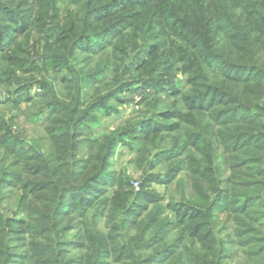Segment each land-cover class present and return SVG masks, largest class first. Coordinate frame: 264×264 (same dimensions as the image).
Wrapping results in <instances>:
<instances>
[{
    "label": "rangeland",
    "instance_id": "374dc122",
    "mask_svg": "<svg viewBox=\"0 0 264 264\" xmlns=\"http://www.w3.org/2000/svg\"><path fill=\"white\" fill-rule=\"evenodd\" d=\"M94 1L0 0V262L9 260L10 264H26L21 256L9 257L10 254L21 252L16 247V238L21 235L14 233V229L45 226L47 218L38 212L43 210L44 204L49 203L51 195L41 191L42 187L54 188L60 182L59 179L69 178L67 162L70 158H77L72 163L74 167L76 161L86 158L82 155L79 141L91 137L100 141L109 139L96 160L98 164L92 165L87 171V166L83 171L74 168L72 175L76 183L81 184V189L88 185L91 191L97 193L99 188L102 193L96 201L98 205L103 204L99 207V213L97 208L91 212L85 210L75 218L68 219L65 223L69 233L65 236L66 241L76 240L79 234L91 248L93 241H101L100 248L109 253L99 257L100 264H166L170 253L183 251L185 246L184 259L177 264H243L245 256L240 247L236 246L233 255L227 257V222L223 221V217L219 218L222 209L220 204L224 202L216 200L217 193L204 186L201 180L203 176L194 178L201 192V196L195 199L208 200L197 202L190 197L191 192L195 194V191L189 178V166L193 163V167L217 181L237 174L239 183L249 182L253 189L259 188L257 184H263L264 0H254L255 5L246 9L245 14L250 18L248 21H237L239 11L233 10L232 19L237 22L234 26L209 20L208 15L203 16L201 13L199 16L203 21L194 31L186 23L181 25V33L187 40H202L194 32L210 29L206 48L215 49L218 53L224 51V55L230 57L234 52H242L241 58L244 59L228 63L232 67L212 64L211 69L225 76L227 74L226 77L212 75L207 65L197 55H193L192 45L178 37L179 32L169 40L163 39L170 32L166 28L170 24L169 17L164 14L160 15L159 25L144 27L137 41L133 38L124 40L125 47L118 51L108 47L107 43L115 44L119 35L110 37L111 34L104 36L93 32L94 28L90 27L95 23L93 18L100 15L96 13L100 9H96ZM216 1L206 0V3L211 2L209 6H205L203 0H199L197 5L190 4L192 17L196 16L195 9L199 4L212 13L214 3L224 4L223 0ZM232 1L238 6L250 2ZM171 10L176 11L173 8ZM138 12L139 16L144 14L143 9ZM83 20H87L89 26H85ZM28 21L30 30L26 34L16 33V29ZM126 21L133 24L128 19ZM128 30L134 31L133 27ZM146 31L150 38L144 42ZM231 35L239 37V42L233 44ZM245 37H250V42L247 43ZM150 44L151 50L152 46L158 49L160 58L151 55ZM243 50L260 52L262 56H251L249 61ZM189 53H192L197 67L204 69V78L210 76L225 86L228 91L226 103H219L220 97L217 96L218 102L208 104L205 113L185 111L183 95L200 90L198 81L205 83L199 75H191L184 70ZM168 58L173 59V62ZM156 61L159 71L154 68ZM149 77L166 82L165 93H152L144 99V89L133 83ZM126 84H132L128 93L121 91ZM178 89L180 94H170ZM148 90H151V86ZM203 101L207 104L210 99L204 97ZM95 106L96 112L91 116L94 121H88L91 109ZM213 106L217 108L215 114L222 124H215L214 135L208 137L205 127L212 119L207 112L213 111ZM54 108L58 115H54ZM65 108L71 112L79 108V113L76 117L68 118L67 115H61ZM169 111L184 113L187 116L185 120L195 121L194 128L188 127L187 122L182 128L198 135L193 138L198 148L191 147L181 159L173 157L177 152L176 143L181 146L184 140V132L179 130L171 134L157 133L146 148V155H138L139 145L135 143L134 136L141 122L152 120L160 125L178 123L179 119L161 117L162 112ZM220 134L226 135L229 143L235 146L233 153L236 158L241 146L253 144L256 151L253 150L251 161L237 159L232 167L230 157L225 172L222 164L225 150L218 140ZM106 150L109 163L102 166L105 170L101 171L100 164ZM186 156L189 159L185 160L181 173H176L173 178L169 176L170 170L173 168L174 171ZM254 166H259L261 170L255 172ZM80 167L83 168V165ZM99 175L100 185L93 181ZM29 180L35 181L29 185L26 183ZM225 188V185H220L221 190ZM143 191L156 201L149 202L147 195L146 199L135 197ZM134 198L137 199L136 204L132 203ZM209 203L217 218L202 215L193 221L207 222L201 234L211 231L209 237L189 239L186 237L189 228H177L178 225H175L173 231L157 243L158 247L165 245L159 252L163 256L167 255V258L156 263L144 262L145 256L153 253L145 241L150 240L160 226V222H153L176 221L174 213L168 209L169 205L181 207L186 204L205 210ZM139 211L142 213L137 217ZM84 214L85 218L81 219ZM140 220L142 222L136 228ZM75 222L85 224L77 230L73 227ZM91 224L93 229L90 228ZM233 228L231 224L230 231ZM28 232L29 236L39 234L31 229ZM8 237L12 241L7 243ZM6 243V247L2 248ZM140 244L144 248H140ZM66 250L67 258L85 254L71 246H66ZM119 252H122L121 258ZM78 262L74 261L73 264Z\"/></svg>",
    "mask_w": 264,
    "mask_h": 264
},
{
    "label": "trees",
    "instance_id": "16d2710c",
    "mask_svg": "<svg viewBox=\"0 0 264 264\" xmlns=\"http://www.w3.org/2000/svg\"><path fill=\"white\" fill-rule=\"evenodd\" d=\"M121 1L122 0H95L93 4L95 6L97 5L96 9H100L98 12H96L100 13V15L94 16L93 20H95V23L90 26L94 28L93 32L95 31L96 33L103 34L104 36L107 34H111L110 37H114L118 34L119 40L115 44L112 45V43L110 42L107 43L108 47L114 48L115 51H118L119 49H123L125 47L123 43L124 40L133 38L135 41H137V38L141 34V31L147 25H159L160 18H162L161 16L164 14L165 16L167 15L169 17L168 21L170 24H168L166 28L170 29V32L167 36L163 37V39L169 40L170 37H175L176 33L179 32L178 37L188 45H192L191 51L195 53L193 55H197L198 59L203 64L207 65V68L210 70L212 75L215 74L224 77L227 76V74L225 76L223 73L215 69H211L213 63V66L217 67H221L222 65L232 67L231 65H228V63L241 61L242 59H244L241 58L242 52H234V54H232V56L230 57L224 55V51L218 53L215 49L206 48V38L210 29L194 32V34L199 36L202 40H198L197 42H195V40L190 37L189 40L185 39L181 33V25L186 23L191 28V30L194 31V28H197L199 25H201V22L203 21V18L199 16V13H201L203 16L208 15L207 19L209 20L214 19V21L217 20L220 24H225L226 26L227 24H230L234 26L237 22L232 19V17L234 16L233 10L239 11L237 21H248L250 18L245 14L246 9L252 8L255 5L254 0H250V2L241 6L233 3L232 0H223L224 4L221 3L220 0H217L216 2H220V4H213V13L208 11V9L205 7L209 6L211 2L206 3V0H203L205 6L200 4L197 6V8L195 9V17H192L189 5H197V2L199 0H123L124 5L121 4ZM172 8L176 11H172ZM132 9H134V11ZM139 9L144 10V14L141 16H139ZM156 14H159V16H156ZM127 19L130 20V22L133 24L130 25V23L126 21ZM83 22L85 26H89L87 20H83ZM29 25L30 23L28 21V23L19 26V28L16 29V33L26 34L30 30L28 28ZM128 27H133L134 31L128 30ZM146 34L147 31L144 33V42H146L150 38V35ZM201 34L204 38L201 37ZM231 36L232 38L230 40L233 44L239 42V37L236 38L233 35ZM110 37L107 38L108 41ZM225 39L227 40V33H225ZM245 41L247 43L250 42V37H245ZM234 47L240 48L237 46ZM149 49L151 55H153L155 58H160V54L158 53V49L156 47L152 46L153 50H151L150 44ZM225 51L227 52V50ZM186 52H189V50H186ZM243 53L248 55L249 61L251 56L256 58L258 56H262L260 52H254L253 50H243ZM193 55L192 53L188 54V61L187 63H185L184 70L189 72L191 75H199L200 80H204L205 83L198 81L197 87L200 90H192L189 94L183 95V100L185 102V111L187 110V113H205L208 104H214L218 102L216 101L217 96L220 97L218 98L219 103H226L228 91L225 89V86L223 84L214 81L210 76L208 78H204V69L197 67ZM167 60L173 62V59L171 58H168ZM154 63L156 64V66L154 67L155 70L159 71V67L157 65L158 61ZM225 72L228 73L227 70L224 71V73ZM134 84H137L139 88L144 89V99H146L152 93H156L157 95L159 93H165L164 88L166 86V82L162 80L155 81L154 79H152V77L138 80L134 82L133 85ZM130 85L132 84L124 85L121 91H125L126 93L130 92ZM146 85L151 86V90H148L149 86ZM175 93L180 94L179 89L170 94L173 95ZM213 94H215L216 96ZM204 97L210 99V102L205 104L203 101ZM96 107L97 106L92 107L88 121H94L93 119H91V116L96 112ZM212 109L214 110L207 112L210 113V119H212V122L205 127V132L208 137L214 135L215 124L218 126H221L222 124L221 119H218L217 115L215 114L217 108L213 106ZM53 113L54 115H58V113L55 112V108L53 109ZM77 113H79V108H75L72 112L65 108L64 112L61 115H67L66 117L70 118L76 117ZM223 113L227 114V111H224ZM161 117L164 119H179V122L163 125L156 124L152 120H144V122H141L139 131L137 132L136 136H134L135 143L139 145V148L137 150L138 155H146V148L148 149L152 138L157 133L171 134L179 130H182L184 132V140L181 146L178 145V142L176 143L175 147H177V152L173 157L178 156L176 157V159H181L186 153H188L191 147H194V149L198 148V144H196L195 140H193V138H197L198 135L189 129L185 130L184 128H182V125L185 122H187L188 127L194 128L196 126L194 120H185L187 119L186 114H179L178 112L174 111L162 112ZM246 125L252 126L253 124ZM108 140L109 139L100 141L99 139L90 137L81 139L79 141V144L83 150L82 155L86 158H82V160L76 161L74 167L72 163L73 161L77 160V158H70L67 162V164L69 165L67 167L70 170V176L68 175L69 178L62 177L61 179H59L60 182L56 183V186L54 187L55 189L51 187H42L43 189L41 191H46L51 195L49 203L44 204L43 210H40L38 212L39 215L47 218L44 222L45 226L41 224L42 226H40L39 228H37L36 226H29L26 229H14V233H18L19 235H21L20 237L16 238L18 242V245L16 247L21 249V252L20 254H10L9 257H12L14 255H17L18 257L21 256L22 259L26 260V264H73L74 261H79L77 264H100L99 257L102 254L105 255L109 253L108 250L100 248L99 245H101V241H93L92 248L91 246H88L84 238L80 237V234L77 235V237L75 238L76 240L72 239L66 241L65 236H68L69 233L66 229L67 226L65 225V223L68 219H71L72 217L75 218L78 213H83V211L85 210L86 212H91L97 208L96 211H98V213L101 212L99 207L102 206L103 203L98 205L96 198L102 193V191L97 188V193H95L89 189L91 188V186L88 185H86L87 187L84 186L81 189V184H77L76 179H73L72 172L74 168H79L83 171L87 166V171L88 168H90L92 165H97L98 163H96V160L98 159L100 152L103 150L105 142H107ZM218 140L225 150L222 161V164L225 167V172H227V160L230 159V157H232L230 160L233 162L230 163L229 160V163L233 167V163L237 159H240L242 161H251L250 156L254 154L253 150L256 151V148L253 144L241 146L237 151L239 153L238 158H236L233 153L235 150V146H232L229 143L227 136L224 134H220ZM107 150L109 151V149ZM107 150L105 151L104 158L102 159L100 164L101 171L105 170L104 168H102V166H105L107 162L109 163L107 158ZM17 157L19 158L18 155ZM187 159H189V156H186L183 160H181L178 164V167L174 171L172 168L170 170L169 176L173 178V175H175L176 173H181V170L184 167L185 160ZM64 163L66 165V161ZM79 165H83V168ZM189 169V178L193 183V189L195 191V194H192L191 192L190 195L193 200L197 202H206L208 200L198 201L197 199H195L196 197L201 196V192L194 178H200L201 176H203L201 180L204 186L211 192L215 191L217 193L216 200H221L224 202L223 204H220L222 206V209L219 211V213L221 214L219 218L223 217V221L227 222V257H231L233 255V250L237 246L243 249V253L245 256L243 264H264V181L263 184H257L259 188L253 189V186L250 185L249 182L239 183L237 174H233L228 179L225 178L224 181H217L208 178L207 175L204 174L205 172L202 173L199 168L193 167V163H190ZM253 169L255 170V172L261 170L259 166H254ZM55 173H57V171H55ZM31 181L35 180H29L26 183H29L30 185ZM93 181L98 183L99 185L100 183H102L100 180V175L93 178ZM105 185L106 184H104L103 186ZM220 185H225L226 188L224 190H221ZM80 192H83V194L79 195ZM145 195H147L149 202L156 201L153 200L152 196L144 191L139 192L138 196L136 194L135 197L138 198L140 196L141 198L146 199ZM135 199L136 198H134L132 202L133 204H136L135 201L137 199ZM122 206L124 207V204ZM168 209L174 213L176 221L158 220L156 222H153V224L160 222V226L156 229V232L154 233L152 238L148 241H145V244L148 243L150 246L149 248L153 250L152 254L145 256L144 262L146 263H156L159 261L161 262L167 258V255L163 256L162 252H159V249L165 247V245L158 247L157 243L161 242L163 240V237L173 231L172 229L173 227H175V225H178L177 228H189L190 231L188 234H186V237L189 239L197 237L204 239L212 234L211 231H207L206 233L201 234L203 228L207 226V222H193L202 215L211 218H217L215 212H213V208L211 210V203L207 204L205 210H201V208L198 209L195 207H190L186 204H183L181 207L178 205H169ZM141 213L142 212L139 211L137 217ZM85 216L86 214L82 215L81 219L85 218ZM150 220L153 219L151 218ZM141 222V220L137 221L136 228L139 227V224ZM84 224L85 223L75 222L73 224V227L74 229L80 230L81 226H83ZM231 224H233L234 226L232 231H230ZM90 228L93 229L92 224L90 225ZM29 229L38 231L39 234H30L31 236H29L27 235V233H29ZM43 231H45V233H41ZM9 241H12V238L8 237L7 243ZM7 243L4 244L2 248H5ZM66 246L74 247V249L77 251L82 250L85 252V254H81L80 256L78 255L77 258H67L68 256L65 255L67 253ZM99 248L100 253L97 255V250H99ZM140 248H144L143 244H140ZM185 249L186 246L184 250ZM191 250L194 251L193 248H191ZM183 251H176L173 254L170 253V257L166 260V264H177L182 262L184 259ZM119 254V258H121L122 252H119ZM190 258L191 256H189V260ZM9 262V260H6L4 262H0V264H10Z\"/></svg>",
    "mask_w": 264,
    "mask_h": 264
}]
</instances>
